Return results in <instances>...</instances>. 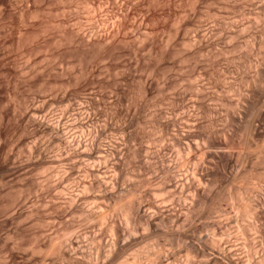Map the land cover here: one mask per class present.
<instances>
[{"label": "bare ground", "instance_id": "bare-ground-1", "mask_svg": "<svg viewBox=\"0 0 264 264\" xmlns=\"http://www.w3.org/2000/svg\"><path fill=\"white\" fill-rule=\"evenodd\" d=\"M256 1H257L256 6L253 9L255 11H253L254 13H252L253 17L251 14L252 11L250 10L251 11V12L249 11L250 18H248V16H247L248 20L246 22L245 21L240 22L239 17H237V19H239V20H237V21H235L236 19L235 20H229V22H231V23L228 22V24L224 23V25H223V28H225L227 30L226 39L230 40V42L233 41V42H231L232 44L235 43L234 45L231 44L232 45L231 48H233L234 50L235 49L242 50L243 47H245L244 49L247 50L246 54L242 50L244 55L240 54V56L238 58V62L240 63L242 68L244 67V69H245V67H247L246 69H248L249 64L250 65L252 64V62H250V59H249L251 57L249 55H251L252 52L248 55V53L250 51V46L253 47L254 45L255 46L257 45L258 48L255 49L256 50L255 53L259 54L260 58H261L260 60L258 59L260 61V65L259 66H258V64L256 65V67L258 66V69L255 71V74L252 72L254 74L253 75L254 78L252 81L254 84L253 89H252V95L242 96L245 93H243L242 95H240L241 93H239V94L236 93L238 95V98L240 97L242 99V97H243V100L246 102V105H244V107H243L244 109L239 111L238 109L240 106H238V108H237L238 111L235 110L234 107H237L236 102H235L236 100H234L233 98L231 99L232 96L226 97V96L212 95L216 91V90H214V89H216V88H214L215 85H214V87L212 86L214 88L213 89L214 92L213 91L211 92L210 91L211 89H208L209 88L208 84L206 85L203 81V83H201V84L197 83V85H194L195 86V88H194L195 89V93H194L195 98L192 99L193 101L191 100L192 102L190 105L187 106V108L185 106L186 109L183 107L184 110L182 111L181 114L171 115L172 114L171 113L170 115H168L167 113L163 112L164 108L161 110L159 109L161 107H159V108L157 107L159 109L158 112L156 111L155 113L153 112L152 114L149 113L150 117L148 118V121H150L152 126H154V129L156 128L157 130H159L163 134L164 137H166V136H167L166 138L170 137L167 140L169 142L171 140L172 143L175 146H177V153L179 155V161L178 162L173 161L172 158H170L171 156H167L170 152L169 153L167 152V155L165 153H163L164 152L163 149H165V151L167 150L165 148L166 145L163 143L160 144L159 141L161 140L163 142L166 139L164 138L162 140L161 139L162 134H161V138L157 139V142H159V144L158 143L156 144L155 140L152 143V144L155 143L157 145L156 148H155V145L153 146L155 148V150H154V148L152 149V150H154V152L150 151L152 153V155L154 154V157L150 156L151 159L155 158L154 161H151L152 163H148V162L144 163L145 162L144 160H146V158L144 157L145 155H143L142 150L144 149L147 151L148 148H144L142 146L143 149L140 150L142 147L139 149V148H137L138 147L137 145L133 146L132 144H133V140L135 138L131 135L132 133L130 134L127 131L128 129H131L130 127H132L133 124H135L132 121V119L134 120L136 117L135 118L130 117L129 121H130V123L133 122V124H132V126H130L131 124L129 123L130 127L128 125H126V127H127L126 131L127 132L126 131H124V132H126L127 134L125 133L124 137L116 138V136H114V137L111 136L113 133L112 134L110 133L111 135L107 134V133H109L108 132L109 130L111 132L112 130L115 129L114 125L116 122L113 123L114 125L112 124L113 121L106 122V123L104 122V124H102V125L97 124L96 122L98 119L97 118L94 119V115L96 116V114H95V112H94V114L92 112L91 103H87L88 105L87 104L82 105V103H80L81 104L80 105L78 103L80 106L78 105L79 106V107L77 106L78 108L76 107V109L74 111L72 110L73 111L72 113H70L69 115L67 114L68 116L66 115L67 117H65L64 115L66 114L67 111L64 113V115H61V114L60 115H57V114L54 115V113L51 114L52 112H50V111H47V113H46V112H44L45 109L43 106L27 103L26 102L27 100L25 101L27 104L23 105L24 106L23 107L22 104H25V103H24V101H22V97L20 99V98H18L19 94H17L15 92L18 95L17 96L15 93H13L14 96H12V97H14V99H11V100L9 99V101L10 102L12 101V103H13V104L10 103V106L12 104V107H10L9 116L6 119L3 117L4 115L0 116V153L2 150H4L3 149L4 144L7 143L5 140L6 137L4 136L5 137L4 138L1 136V131H2L3 127L9 128L8 126H11V127L15 126V128H16V126H18V127L22 126L21 132L23 131V134L25 131H27V133H29L32 129H33L31 131L32 135L34 133L35 134L41 133L40 136H42V134H43V137H45V140L43 139L44 142L41 141L42 143H38L39 141L37 142L36 140H35L36 142H32L34 140L30 139L28 141H31V142L23 141V144H25L26 149L24 150V148H25L24 145H21L22 146L21 148H23L22 151H26V153H27L26 154L27 160L25 159L26 160L25 164L28 163V165H32V167H33V169L31 167L32 171L33 170L34 171L39 170V172H37L39 174L36 175V179H34V180H36L35 182L40 184L41 187L38 186V184H34V180H33V182H30V184L33 183L35 186L37 185V187L38 188L40 187L42 190H43L42 184H44L45 186H48V184H50V186L52 187L51 189H53L56 193V198L64 199V201H67V203H69L67 209L65 208L63 212H58L59 214L57 212H56L57 214L54 213L55 217L53 216L52 218H55V221L56 220L62 221V217H65L64 216L65 214H71L70 216H73V214L76 215L78 213L80 215V213H83L82 214L83 218L86 217L87 219H89L88 220L89 222H91L90 220H92V221L94 220L95 222L97 221V223L101 222V224L108 222L107 223L108 229L107 228L106 229L109 230V233H110L109 236L111 238V239L106 238V240L103 239L104 241H102L101 238L99 239V235H98L99 233L97 234L94 230V232H92V234L90 233L91 237L88 236V237H90L89 243H90L91 247H89L88 249H84V248H82L81 244L80 245L77 244V246L73 247L72 246L73 241L70 242V239H69L70 237L68 238V240H65V239H67L66 237L64 239L61 238L64 236V234H65L64 232H66V234H67V233H70L72 231H75L74 230L75 228L72 229V223L71 222L68 223L66 220L67 223L61 222L60 225L58 226V228L55 227V228H57L56 230H55V228H52V230L54 229L55 231L53 232L51 230L52 234H50V235L48 234V236H47L48 237V239H47L48 243L46 242L47 244L45 243L44 247H43V245L35 246L34 245L36 243L35 242L33 244L34 246L32 247V249H30V251L32 253H34V254L35 253H45L44 250H46V252H47L48 249H51L52 250L51 253L55 254L53 257L55 258V256H57V258H59L58 259L59 261L57 259L56 260L54 259L55 263H57V262L60 263L62 260V262H65V263L67 262L70 264H264V193H263V197H261V201L254 202L252 200V203H251L249 200H251L252 198L250 197L251 199H248L249 198L248 195H249V190H251L249 183L250 182L252 183V180H251L252 175H251V178L248 177L250 179V181L248 183V179H246L248 175L250 176V174H248V172H247V175L245 174L244 176L242 175L243 173L239 174L241 172H237L236 169H235L236 172L230 171V172L226 173V171L228 170L227 168L228 167L231 168L230 166L233 164V162L238 161L242 164L245 160H247L245 162H248V159H250V155H251L250 154L251 153L250 148H252V146L255 145L256 143H259L257 140H256L257 142L254 143L255 142L254 136L261 133L260 132L261 126L259 125V123H260L259 120H261V118L263 119V117H264V111L262 109L263 104L261 105L262 99L259 100L258 94L260 95V93H259L258 89L255 87L256 83L262 78V76L264 74V48H263L264 47V26L261 23V20L264 18V0H256ZM253 2H254V0H253ZM225 3H227V0ZM237 11L240 12V9H238ZM229 19H231V18H229ZM223 20H225V18ZM244 20H245V18H244ZM227 21L228 20L226 19V22ZM77 23H78V21H77ZM88 23H90V22H88ZM78 25H80V22ZM220 25H219V27H221ZM174 26H171V28L172 27L174 28ZM198 28L200 29V27H198ZM81 29L82 28H80V31H81ZM194 29L192 30V32L194 31ZM170 30H172V29H170ZM187 30H188L187 27L183 30V32H184L183 35H186V36H183V38L181 36V38H180L181 42L180 41L179 42L182 43L185 53H186L185 46H187V48H189V50L190 49L194 50V48H195V50L193 52L187 50L188 53L183 54L184 56L183 55L181 56L180 61H182V62L187 61V62L191 63L192 61H189L188 59L196 60L195 58L197 56L204 58L206 62H209V61L211 62V60L213 62V60H215V57L217 58L218 55L226 53L228 51L227 49H229L228 47L225 48L222 46L219 49V51H215V49L213 51L212 49H209L210 47L208 48L209 50L207 48H206L207 49L206 50L204 48V46H203V48L201 47L202 43L204 42L207 44L209 43L211 45H214V48H215V44H218L220 41L222 42L223 38H222L221 34L225 31L222 32V30H221L222 33L219 34L220 37L217 34V32H216V34L218 36H215L216 34H214V36L212 35L213 37H211V35L209 36V34L206 33L209 31L200 32L202 29L199 31L197 29V26H196L195 34L193 32V37H190V36H187V34H188V32L186 33ZM74 31H75V29H74ZM80 31H79V35H78L79 37L83 36L84 33L86 34V32H87L86 31L83 33V35H81ZM91 31H89L90 35H92ZM190 31H189V33H190ZM215 31H217V30H215ZM247 31L248 32L252 31V33L250 34V37L252 36V34H255V37L252 36L253 39L251 38V40H248L247 37H245V40L246 39L247 40L245 41L244 39H242L245 41L242 43V41H240V39L244 38V37L242 36L240 38V37H238V35L241 36L242 33L244 35L245 32H247ZM178 32H179V30H176V28H175L173 31V34L175 35V37H176V34H178ZM219 32H220V30H219ZM248 32H247V34L250 33V32L249 33ZM247 34H245V35L247 36ZM144 35H146V34H144ZM140 36L142 37L143 35H140ZM141 37H140V39H141ZM220 38H221V40H220ZM248 38H249V35H248ZM136 39H138V38H136ZM171 39L173 40L172 32H171V34L167 35L166 39H164L166 42L165 43L166 45L164 43L163 44L165 46L169 45L168 43H169V41H171ZM224 39H225V37H224ZM236 39H238L241 43L236 42L235 41ZM82 40H84V39H82V37H81V40L79 39V41L81 42ZM73 41H75V39ZM73 41H71V42H73ZM79 41H78L77 45L79 44ZM84 42H85V40H84ZM93 43L95 44V42H93ZM197 43H198V45L194 46ZM226 43L229 46V41ZM86 44H89V43H86ZM99 45H101V44H99ZM139 45H138V47H139ZM199 45H201V46H199ZM220 46H221V44H220ZM224 46H226V45H224ZM140 47H141V45H140ZM218 48H219V46H218ZM233 49H231V50H233ZM151 51L152 50L149 49L148 53L150 55L152 53ZM4 54H5V52H4ZM165 54H166V52H165ZM150 55H149V58H150ZM236 55H238V54H236ZM141 56H143V55H141ZM252 56H253V54H252ZM139 57H137V58H139ZM137 58L135 60V66L134 67L137 68V70H135V71H138L140 73H142L144 71L143 74L139 73L138 80H139V82H141L143 84V88L141 87V89H143L142 91L145 93V96H146L149 93L148 88H149V86L151 87V82L153 81L152 76L154 75L155 68L157 66H155L154 63H153L154 65L152 64V65L148 66V64H147V66H146L145 62L148 63L149 59L148 60L146 59L147 60L146 61L145 58H143L144 59V61H143L141 59L142 57L139 58L140 60ZM258 58H259V56H258ZM150 62H152V61H150ZM6 63H7V61H6ZM202 64H205V63L203 62ZM18 65H19V63H18ZM20 65H22V64H20ZM199 65H201V64H199ZM29 66H30V68H29ZM29 66L27 68H28V70L29 69L31 70L33 67H31V65H29ZM252 66H254V65H251V67ZM19 67H21V66H19ZM25 67H24V69H25ZM22 68H20V69H22ZM27 68L25 69L26 71H27ZM183 68H184V66H183ZM34 70H35V68L33 69V71ZM202 71H204V70H202ZM21 72L22 71H20V73ZM23 72H24V70H23ZM145 72L147 75L145 74ZM2 73L4 74V72H2ZM6 73H8V72H6ZM26 73H25V75H26ZM206 73H208V72L206 71L205 74ZM163 74H164V72H163ZM186 74L188 75L189 73H186ZM211 74H212V72H211ZM4 75H3V77H5ZM210 76H212V75H210ZM150 77H151L152 81L149 80ZM189 77H191V75H189ZM192 77H191V79H192ZM19 78H21V77H19ZM218 78L220 79V77H218ZM218 78L214 77L213 79H218ZM250 78H251V76H250ZM166 79L167 80H165V82H164V87H163L164 89L163 90L168 91V89H170V90L174 89L177 82L176 81H169L168 78H166ZM236 80H237V78L235 79V81ZM240 80H242V79H240ZM194 81H193V83H195ZM216 81L218 82V80H216ZM216 81L214 80V83L216 85L218 84V86L220 87L221 83H222L221 80H219L220 82H218V83H216ZM238 81H239V79H238ZM18 82H16V83L18 84ZM210 82H212V80H210ZM16 83L14 84L15 87L17 86ZM158 83H159V81H158ZM219 83H220V85H219ZM229 83L227 84V82L226 83L223 82V84H224L223 86L226 90V93H228V91L230 92V91H233L235 89L234 86L231 83L230 84ZM142 84H141V86H142ZM225 84H226V86H225ZM209 86H211V85H209ZM223 86L221 87V90L223 89ZM190 87H192V86H190ZM258 88H260V87H258ZM207 89L209 91H207ZM263 90H264V88L262 89V92H264ZM222 91H224V90H222ZM222 91L220 92V94L226 95L225 92L223 93ZM209 92H211L212 94H210ZM235 92H237V91H235ZM262 95H260L261 96L260 98L264 97V93ZM21 96H22V94H21ZM255 96H257V97H255ZM63 97L65 98V96H63ZM63 97L60 96L59 99H61V98L63 99ZM9 98H11V97H9ZM56 99H57V96H56ZM214 100L216 102L218 101L219 103L218 102H217L218 104L216 102L214 103ZM59 101H61V100H59ZM237 101H238V99H237ZM116 102H117V105L120 106L119 113H121V114L126 113L127 115L131 113V112L129 113L130 110L127 112V110L130 107L128 108L127 106H125V107L122 106L123 102H122L120 97H119V99L117 98ZM151 102L149 104H151ZM163 102H164V100H163ZM240 102H243V101L241 100ZM240 102H239V105H241ZM32 103H34V102H32ZM219 105H220V107H219ZM260 105H261V108H260ZM5 106L7 107V105H5ZM92 106H93V104H92ZM225 106H227V107L224 108ZM228 107H232V108H234V110H231V108L228 109ZM170 108H171V106H170ZM51 111H52V109H51ZM220 111H223V116L231 124H233V122H235L238 118L244 117V119L241 122L243 124V128L244 129L246 128V130L248 129L247 130L248 133H247V131H245L247 133V138H244V139L240 138L238 140V138L235 137L234 133L229 132V131H226L225 135H224V133H219L223 136L219 135L218 134L219 131L215 125L217 124V127H218L219 125L216 122L222 121L220 119L218 120V118L220 116ZM69 112H70V110H69ZM106 113H108V112L106 111L104 114L106 115ZM113 113H114V117H115L116 111ZM135 114H137V113H135ZM217 114L219 115L218 118H217ZM120 115L117 118H119ZM127 115H126V117H128ZM202 115L205 117V119L207 117L206 120L208 121V129H207L208 131L205 130L206 131L205 133H203L204 131L202 132V130H201V132L196 130V128H198L199 123H200L199 118ZM123 116H121V117L124 119L125 116L124 117ZM223 116H221V117H223ZM104 117H106V116H104ZM111 118H112V116L110 117V119ZM145 118H147V117H145ZM137 119H139V118L137 117ZM111 120H113V119H111ZM105 121H107V119H105ZM135 121H137V120H135ZM140 121H141V119H140ZM144 121H145V124L148 123L146 121V119L144 120V118H143V121H141V122L144 123ZM224 121H225V119H224ZM141 122H137V123H141ZM220 123H222V122H220ZM229 123H228V126L230 125ZM242 124H241V126H242ZM234 125H235V123H234ZM139 126H142V125L139 124ZM228 126H226V127H228ZM116 127L119 128V125ZM123 127L125 130V125L124 126L120 125L121 130L123 129ZM224 127L225 126H223L222 129H224ZM15 128H12V130L13 129L16 130ZM142 128H143V126H142ZM199 128H200V126H199ZM232 128H233V126H232ZM263 128H264V126H263ZM219 129H221V128H219ZM225 130H227V129H225ZM5 131H7V130H5ZM5 131H4V134L6 133V135H8L7 132H5ZM222 131H224V130H222ZM116 132H118V131L116 130ZM119 132H120V129H119ZM245 132H244V134H245ZM262 132H264V131H262ZM16 133H18V131ZM35 134H34V136H35ZM32 135H30V137ZM123 135H124V133H123ZM151 135L152 134H150V136L148 138H150ZM38 136H36V138ZM153 136H154V134H153ZM153 138L156 139L155 137H153ZM259 139H261V138H259ZM131 140H132V143H131ZM150 140H152V138H150ZM167 140L165 142H167ZM263 141H264V138L262 139V142ZM150 142H152V141H150ZM13 143H15V142H13ZM172 143H171V145H172ZM9 144H10V142H9ZM152 144H151V146H152ZM262 144H264V143L260 142V144H258V145H262ZM138 145L140 147L141 144H138ZM171 145L169 144V146H171ZM13 147H14V145H13ZM235 147H237L238 150L240 148L241 149L239 151L237 150V153H236V151L234 153L232 151H230L231 149H234ZM259 147H261L260 151H259L260 156H258L259 158L257 157L258 159H256L255 162H261L262 165H264V150H262L263 149L262 146H259ZM21 148H20V150H21ZM225 148H231V149L229 151H227ZM52 150L55 151L54 154L48 155V152H52ZM124 150L127 151L126 154L124 153ZM148 152L149 151H147L146 153H148ZM2 153H4V152H2ZM12 153H13V151H12ZM18 153H19V151H18ZM19 154H21V153H19ZM24 154H23V156H24ZM3 155H5V158L4 159L2 158L3 159L2 160L1 154H0V170L8 168V167H6L5 164H7V162H8L7 160L9 159L8 158L9 155L7 156V154H2V157H3ZM142 155H143V157L140 158V156H142ZM148 155H151V154L148 153ZM148 155L146 154V157ZM148 159H147V161H148ZM142 161H144V162H142ZM14 162L15 161H12V163H14ZM128 162H130V164H132L134 162L135 163L134 165H136L138 167V168H136L135 166H133V167H135V169H132V171H131L133 174H136L138 172L136 174V177H137V179L135 178L136 180L135 179L131 180V178L129 181L124 180V179H127L128 174L131 173V172H129V169L127 171L128 166L126 167V169L123 166L124 164L130 165ZM252 162H253V159H252ZM46 164H48V166H50V165L52 166V167L50 166L52 169L50 167H48V172L46 171L47 170L46 167H44V166H47ZM14 165H12L13 168H14ZM12 166L10 165L9 169ZM17 166L15 167L16 169L14 168V170H16V171H17V169H19ZM42 166L44 167V169H46L45 171L43 170L44 172L42 171V169H39V168H43ZM26 167H27V165H26ZM260 167H263V166L260 165ZM9 169H6V171L7 170L10 171ZM49 169H50V171H49ZM262 169H264V168H262ZM262 169H260L261 174L264 173V171ZM27 170L28 171H25V172H29V168H27ZM133 170L137 171V172L134 173ZM150 170H151V172L153 171L152 176H154L155 173L160 174V175H156L154 177L155 179L153 177H149V178H152V184L150 183L151 186H150V184L148 185L150 180H148L147 177H144L146 175L143 174L144 175L143 177L146 178V180H145L141 175L142 173L140 174L141 171L147 172ZM40 171H42V173ZM246 171H248V170L244 169L243 172L246 173ZM0 172H2V171H0ZM3 172H4V170H3ZM257 172L259 173V170ZM21 173H23V171ZM21 173H19V175ZM85 173H86V175H84ZM258 173H256V174H258ZM260 173L258 174L259 179L261 177ZM35 174H33V175H35ZM256 174H253V175H256ZM82 175H83V179H85L87 181H84L81 178ZM258 175H256L255 179L258 178ZM21 176H22V174H21ZM32 177L35 178V176H32ZM86 177H88V179H86ZM132 177H134V175ZM89 178H90V180H89ZM20 180H22V179H20ZM147 180H148V183H147L148 189L146 190V186L144 188L143 184H145L144 182L145 181L147 182ZM30 181H31V178H30ZM255 182H253V183H255ZM263 183H264V181H263ZM258 184H259V182H258ZM45 186H43V187H45ZM50 186H48V187H50ZM141 186L143 188H141ZM142 189H145V190H142ZM21 191H23V190H21ZM17 192L18 191H16V193ZM90 192H92V194H90ZM19 193H21V192H19ZM28 194H30V193H28ZM250 194H252V193H250ZM253 194H255V193H253ZM53 195H52V197H53ZM89 195L93 196L92 201H96L97 199H99V200H97L99 202H97V203L94 202L93 205L91 203H89V204H91L90 206L85 205L86 203H84V201L88 199L87 197H89ZM151 195H153V196H151ZM154 195H159V197H156ZM37 197H39V196H37ZM52 197H51V199H52ZM91 197L89 199H92ZM53 198H55V197H53ZM94 198H96V199L94 200ZM245 198H247L248 200L247 199L246 200L249 201L250 203H245L244 202ZM223 199L228 200L226 202H229L231 204L230 205L231 208H229L230 207V206H228L229 204L228 205L225 204L226 206L224 204H222L221 201ZM37 200H38V198H37ZM56 200H58V199H56ZM82 200H84V201H82ZM256 200H258V199H256ZM62 201L63 200H61V202ZM25 202H26V200H25ZM31 202L33 204V201H31ZM53 202H54V200H53ZM55 202H58V201H55ZM38 203H40V202H38ZM81 203H84V204H81ZM34 205H35V203H34ZM29 206H30V204H29ZM31 208H32V206H30V209ZM36 208L35 209L32 208V209L37 210ZM30 209H28V210L30 211ZM32 209H31V211H32ZM23 210H24V208H23ZM34 210L32 212H36ZM61 210L62 209H60V211ZM232 210H234V212H237V213L235 214L233 212L234 215H232ZM29 211L27 213H29L30 216L26 215L27 213L25 212L26 216H24V218H26V219L28 217L31 218V215H33V213L31 212V214H30ZM38 212H39V210H38ZM112 212H115V214L118 213L119 217L121 219V221L115 220V221H118L115 223V225L113 224L114 222H112V221H114V218H115L114 216H112V214H111ZM239 212L242 214V218L246 217L247 219H242L241 215H237ZM19 213L21 215L22 212H19ZM19 213H16V214L18 215ZM23 213H24V211H23ZM14 214L15 213H12V215H14ZM17 215L15 216V218L17 217ZM20 215H18V216H20ZM35 215L37 217V214L34 213L31 220L34 219ZM111 216L113 217V219L111 218ZM38 217H40V216H38ZM67 217H69V215ZM13 218H14V216H13ZM29 218L27 220H25L23 218H19V219H20V222L25 221L24 223H22V224H25L27 221L28 222L31 221ZM109 218L111 221H109ZM200 219L202 220L201 224L197 223V221ZM38 220H39L38 218L35 220L36 223H38L40 221V220L39 221ZM42 220L43 219H41V221ZM12 221H14L17 224L20 223L18 220H17L18 221L17 222L16 220L12 219ZM35 221H32V222L35 223ZM43 222H45V220ZM49 222H51V221H48V223ZM63 222H65V221L63 220ZM55 223H57V222H55ZM80 223H83V222L80 221ZM22 224L20 223L15 227L18 228V226L20 225L21 226L20 228H22ZM58 224H59V222H58ZM74 224H75V222H74ZM74 224H73V227H75V225H76V224L75 225ZM55 226H56V224H55ZM88 226H90V225H88ZM70 228H71V231H69ZM203 228H205V230L210 231L211 234H209L208 231H207L208 233L203 232L202 231ZM78 229L80 230V228H78ZM15 231H13V232H15ZM67 231H69V232H67ZM98 231H99V229H98ZM84 232H86V230ZM84 232L81 234H84ZM42 233H43V231H42ZM202 233H205V234L207 233L209 235H205ZM86 234H88V232ZM8 237H10V232H9ZM13 239H14V241L13 240L12 241L15 244H13V243H11V244L16 246L14 248H17V249L18 248L20 249V247L22 248L23 245L20 241H18L19 238L16 237ZM81 239H82V237L80 238V240ZM75 240H76L75 242H77V238ZM82 240L84 241V237ZM18 243L19 244L21 243L20 244L21 246H19ZM17 244H18V246H17ZM176 245H177V247L178 246L179 247L178 248L174 247ZM30 247H31V245H30ZM83 247L87 248L88 245H86V246L83 245ZM92 248L95 252L92 250ZM26 250L27 249L24 248V251H26ZM181 252H183L182 255H184L183 256L184 257L183 262L182 261L179 262L181 260L179 258H182V257L177 256V254H179ZM48 254H50V253H48ZM176 257H179L178 258L179 261L177 260ZM40 258H41V256H40ZM44 260H47V259H44ZM44 260L41 261L39 264H46V263L49 264L48 261L45 263ZM52 261H53V259H52Z\"/></svg>", "mask_w": 264, "mask_h": 264}, {"label": "rangeland", "instance_id": "rangeland-1", "mask_svg": "<svg viewBox=\"0 0 264 264\" xmlns=\"http://www.w3.org/2000/svg\"><path fill=\"white\" fill-rule=\"evenodd\" d=\"M224 1L226 2V0H0V8H1L0 9V15H1L0 16V75H1L0 76V116L4 115L3 117L5 119L9 116L10 107H12V104H13L12 101L11 102L9 101V99L10 100L14 99V97H12V96H14L13 93H15V92L17 94H19L18 98L21 99V97H22V101H24V103H25V104H22V106L26 105L27 103L35 104V105H41L45 109L44 112L47 113V111H50V112H52L51 114L54 113V115L55 114L64 115V113L67 111L66 114L64 115L65 117H67L70 113H72L80 103H82V105H86L87 103H91L92 112H93V114H94V112L96 114V116L94 115V119L95 118L98 119V120L96 119L97 124L102 125V124H104V122L106 123V122L113 121L112 124L114 122H116L115 125L113 124L115 129L117 128L116 126L119 125V128L116 129L118 132H116V130L113 128L114 130H112L111 132L109 130L108 131L109 133H107V134L111 135L113 133L111 135L112 137L116 136V138H120V137H124L125 133L128 131L130 134L132 133L131 135L135 138L134 140L132 139L133 140V144H132L133 146L137 145L138 146L137 148H139V149L142 146L144 148L149 149V150L147 149V151H149L148 153L151 155H148V153H146L147 151L144 150L143 147L140 149V150L143 149L142 153H143V155H145L144 157L146 158V160H144L145 162L144 161H142V162L152 163L151 161H154L155 158L151 159V157H154V154L152 155V153L150 151L154 152V150L157 146L156 144L157 143L159 144V142H160V144L163 143L166 145L165 148L167 150L165 151V149H163V151H164L163 153H165L167 155V152L168 153L170 152L167 156H171L170 158H172L173 161L178 162L179 161V155L177 153V146H175L171 140H170V142L167 140L170 137L166 138L167 136L164 137L163 134L159 130H157L156 128L154 129V126H152L150 121H148V118L150 117L149 113L152 114L153 112L154 113L156 111L158 112L159 109L161 110L164 108L163 112L167 113L168 115H170L171 113H172L171 115L181 114L182 111L184 110L183 107L185 108V106H186V108H187V106L190 105L191 102L193 101L192 99L195 98V94H194L195 93V89H194L195 86L194 85H197V83L201 84V83H203V81L206 85L208 84L209 88L206 85L205 86L208 89H211L210 90L211 92L212 91L214 92V90L217 91V92L215 91L213 94L211 92H209L210 94L216 95V96H218V95L219 96H226V97L232 96L231 99L233 98L234 100H236L235 102H236L237 107H234L235 110H237L238 106H240L238 109L239 111L243 110L244 105H246V102L243 100V97H242V99L240 97L238 98L237 94L241 93L240 95H242L243 93H245L242 96L252 95V89L254 86V84L252 82L253 78H254L253 75L255 74V71L258 69V66L260 65L259 60L261 59L260 55L255 53V51H256L255 49H257L258 47H257V45L256 46L254 45L253 47L250 46V51L248 50L249 51L248 55L251 52L253 54V56H252V54L249 55V56H251L249 59H250V62H252L251 65H254V66L251 67V65L249 64L248 69H246L247 67H245V69H244V67L242 68L240 63L238 62V58H239L240 54H242V55H244V53L246 54L247 50L244 49L245 47H243V49L241 48L244 51V53H243L242 50H239V49L234 50L233 48H231L232 45H234L235 43L232 44L231 42H233V41L230 42V40L226 39L227 30L225 28H223V25H224V23L228 24L229 20H235V19H236L235 21L240 19L239 20L240 22H244V21L246 22L248 20L247 16H248V18H250L249 11L250 10L252 11V12L250 11L251 14L254 13L253 11H255V10H253V9L256 6L257 1L254 0V2L256 1L255 3L253 2V0H230V1L227 0V3H225ZM238 9H240V12L237 11ZM237 17H239V19H237ZM252 17H253V14H252ZM224 18H225V20H223ZM229 18H231V19H229ZM244 18H245V20H244ZM226 19L228 20L227 22H226ZM263 19L261 20V23L264 26V20ZM77 21H78V23H77ZM79 22H80V25H78ZM88 22H90V23H88ZM219 23L220 24L222 23V24L220 25ZM229 23H231V22H229ZM219 25L221 27H219ZM171 26H174V28L173 27L171 28ZM196 26H197V29L199 31L202 29L200 32L209 31L210 33L209 32H206V33H208L209 36L211 35V37H213L214 34H216V32L219 35L223 31H225V32H223L224 34L223 33L221 34L222 38H223L222 42L220 41L218 43L219 45L215 44V48H214V45H211L209 43L207 44L204 42L202 43V46L201 45H199V46H201L202 48L204 46L205 49L206 48L208 49L210 47L209 49H212L213 51H214V49H215V51H219V49L223 46L225 48L228 47L229 48V49H227L228 51L224 54L218 55L217 58L215 57V60H213V62H212V60H211V62L210 61L206 62L204 58L198 57V56H197L198 58L197 57L195 58L196 60L188 59L189 61H192L191 63L187 62V61H186L187 63L180 61L181 56L183 54L188 53V51L193 52L195 50V48L193 46L192 47L194 48V50L193 49L189 50V48H187V46H185V49H186V53H185V51L183 49L184 47H183L182 43H180L181 42V40H180L181 36H182V38H183V36H186V35H183V33H184L183 30L187 27V29H188L186 31V33L188 32L187 36L193 37V32L195 34ZM198 27H200V29ZM80 28H82L81 31H80ZM175 28H176V30H179L178 34L180 33L179 35L176 34V37L173 34V31ZM74 29H75V31H74ZM170 29H172V30H170ZM193 29H194V31L192 32ZM88 30L89 31L92 30L91 31L92 35L89 34L90 32ZM215 30H217V31H215ZM219 30H220V32H219ZM221 30H222V32H221ZM79 31L81 32L80 33L81 35H83V33L86 31H87L86 34L87 33L88 34L86 35L84 33L83 36L79 37L78 36ZM189 31H190V33H189ZM171 32H172L173 40L171 39V41H169V43H168L169 45L165 46L166 42L164 39H166L167 35L171 34ZM247 32H245V34H247ZM249 32H248L249 34H247V36L245 34L243 35V33L241 34V36L238 35V37H240V38L242 36L244 37V38L240 39V41H242V43L245 42L247 39L251 40L252 36L255 37V34H252V36L250 37V34L252 33V31H249ZM144 34H146V35H144ZM217 34L215 36H218ZM140 35H143V36L141 37ZM248 35H249L250 39L248 38ZM81 37H82V39L85 40V42H84V40H82L84 43L82 41H81L82 43L79 41V39L81 40ZM140 37H141V39H140ZM219 37H220V35H219ZM224 37H225V39H224ZM245 37H247L246 40H245ZM136 38H138V39H136ZM74 39H75V41H73ZM238 39H236L235 41L240 42ZM242 39H244L245 41ZM220 40H221V38H220ZM71 41H73L74 43ZM78 41H79V44L77 45ZM228 41H229V46L226 43ZM93 42H95V44ZM86 43H89V44H86ZM98 43L101 45H99ZM139 44L141 45V47ZM220 44H221V46H220ZM138 45H139V47H138ZM197 45H198V43L194 46H197ZM217 45L219 46V48ZM224 45H226V46H224ZM149 49L152 50L151 55L148 53ZM231 49H233V50H231ZM4 52L6 55L4 54ZM165 52H166V54H165ZM236 54H238V55H236ZM141 55H143V56H141ZM149 55H150V58H149ZM139 56L142 57L141 59L143 61H144L143 58H145V60L149 59L150 61H152V62H150L148 60V63L145 62L146 66H147V64L149 66V65H152L153 63L155 64V66H157L155 68L154 75L152 76L153 81L151 80V77L149 78V80L152 82H151V87L149 86V88H148L149 93L146 96H145V93L142 91L143 89H141V87L143 88V84L141 82H139V80H138V75L140 72L135 71V70H137V68L134 67L135 66V60ZM258 56H259V58H258ZM139 58H137V59H139ZM6 61H7V63H6ZM203 62L205 64H202ZM18 63H19V65H18ZM20 64H22V65H20ZM199 64H201V65H199ZM257 64H258V66L256 67ZM29 65H31V67H33L31 70L30 69L28 70V68H27ZM19 66H21V67H19ZM183 66H184V68H183ZM24 67H25V69L27 68V71L24 69ZM20 68H22L24 70V72L25 71L27 72V73L25 72L27 76L25 75L23 70ZM29 68H30V66H29ZM34 68H35V70L33 71ZM202 70H204V71H202ZM205 70L208 73L205 74V72H206ZM20 71H22L21 72L22 74L20 73ZM162 71L164 72V74ZM2 72H4L5 75ZM6 72H8L9 74ZM211 72H212V74H211ZM143 73H144V71L140 74H143ZM186 73H189V74L187 75ZM2 74L5 77H3ZM145 74H146V72H145ZM189 75H191V77L193 76L192 79H191V77H189ZM210 75H212V76H210ZM18 76L21 78H19ZM250 76H251V78H250ZM165 77L168 78L169 81H176L177 82L174 89H172V90L168 89V91L170 90L169 92L166 90L165 91L163 90L164 89L163 88L164 82H165V80H167ZM214 77L215 78L220 77V79L219 78L213 79ZM236 78H237V80L235 81ZM238 79H239V81H238ZM240 79H242V80H240ZM210 80H212V82H210ZM214 80L215 81L218 80V82H220L219 80H221V82H222L221 86L219 87L218 84L216 85L214 83ZM158 81H159V83H158ZM193 81L195 83H193ZM16 82H18V84ZM218 82L216 81V83H218ZM223 82L224 83L227 82V84L230 82L234 86L235 89L233 91H230V92L228 91V93H226V90L223 86L224 85ZM15 83L18 86V87L16 86L17 88L14 85ZM141 84H142V86H141ZM209 85H211V86H209ZM214 85H215V87H214ZM219 85H220V83H219ZM190 86H192V87H190ZM212 86L216 89H214ZM222 86H223L222 90H224V91L221 90ZM225 86H226V84H225ZM255 87L258 89L260 95H262L264 93V92H262V89L264 88V74H263L262 78L256 83ZM258 87H260V88H258ZM208 89H207V91H209ZM221 91L223 93L225 92L226 95H224V94L221 95L220 94ZM235 91H237V92H235ZM21 94H22V96H21ZM260 95L258 94L259 100L262 99L261 100L262 102L261 101L260 102H261V105L263 104L262 109L264 111V102H263L264 97L260 98L261 97ZM56 96H57V99H56ZM60 96L61 97L65 96V98L63 97V99L62 98L59 99ZM9 97H11V98H9ZM116 97L118 99H119V97L121 98V100L123 102V104H122L123 107H125V106H127L128 108L130 107L129 109L127 108L128 109L127 112L130 110L129 111V113L131 112L130 114L127 115L126 113H124V114L119 113L120 106L117 105V102H116L117 98ZM255 97H257V96H255ZM237 99L239 102L241 100L243 101V102H240L241 105H239V102L237 101ZM59 100H61V101H59ZM163 100H164V102H163ZM149 101L153 102V103L151 102V104L153 106L151 104H149L150 103ZM32 102H34V103H32ZM215 102L216 101L214 100V103ZM10 103H12L11 106H10ZM92 104H93V106H92ZM5 105H7V107ZM261 105H260V108H261ZM170 106H171V108H170ZM157 107L158 108L161 107V108L158 109ZM219 107H220V105H219ZM226 107L227 106H225L224 108H226ZM230 108H231V110H234V108L228 107V109H230ZM51 109H52V111H51ZM69 110H70V112H69ZM106 111L110 115L108 113H106V115H105L104 113ZM115 111H116L117 115L115 114V117H114L113 112H115ZM135 113H137V114H135ZM218 114H217V118L219 116ZM119 115H120V117L123 115L126 117V115H127L129 118L128 117L125 118L124 116H123L124 119L122 117L117 118ZM104 116H106V117H104ZM111 116H112L111 119H113V120L110 119ZM221 116H223V111H220V116L218 118V120L219 119L222 120V121H220L222 123L217 121L216 123H218L219 126L217 127V124L215 125L219 131L218 134L224 133V135H225L226 131H229V132L234 133L235 137H237L238 140L240 138H243V139L247 138V133H248L247 130L248 129L247 130H246V128L244 129L243 124L241 122L244 119V117L238 118L235 122H233V124H231L228 122V120H226V118L224 116L223 117H221ZM130 117H133V118L136 117L134 120L131 118L135 124H133V122L130 123V121H129ZM137 117L139 119H137ZM145 117H147V118H145ZM143 118H144V120L146 119V121L148 122V123L146 122L147 124H145V121H144V123L141 122V121H143ZM105 119H107V121H105ZM140 119H141V121H140ZM199 119L201 120V121L199 120L200 128L198 126V128H196V130H198L200 132L202 130V132L204 131L203 133H205L206 132L205 130L208 129V121L206 120L207 117L205 119V117L202 115V116H200ZM224 119H225V121H224ZM135 120H137V121H135ZM263 120H264V117H263V119L261 118V120H259L260 123L258 122L259 125L261 126L260 127L261 133L258 135H255L254 136L255 138L253 137L255 140L254 139L253 140L255 141L254 143H256L257 141L259 143H256L257 145L255 144L252 146V148H250L251 149L250 150L251 155H250V159H248V162H245V161H247V160H245L242 164L238 161L237 162L235 161L230 166L232 169L228 167L227 168L228 170L226 171V173H228L230 171L236 172V170H237V172H241L239 174L243 173L242 174L243 176L245 174L247 175V172H248V174H250V176L248 175L247 178L245 177L246 179H248V183L250 181V179L248 177L251 178V175H252V178H251L252 183L251 182L249 183L250 189L252 191L249 190L250 196L248 195L249 198L247 197L248 199L252 198L251 200H249L251 203H252V200L254 202L261 201V197H263V193H264V188H263L264 187L263 186L264 185V183H263L264 173L263 174L260 173V169L264 168V165H262L261 162H255L256 159L259 158L258 156H260L259 151H260L261 147H259V146H262V148H263L262 150H264V144L258 145V144H260V142L264 143V141L262 142V139L264 138V132H262V131H264V128H263L264 121ZM137 122H141V123H137ZM129 123L131 124L130 126H132V124H133V126L134 125L135 126L134 127L132 126L133 127L132 128L129 126ZM228 123L231 126L230 125L228 126ZM234 123H235V125H234ZM139 124L142 125L143 128H142V126H139ZM241 124H242V126H241ZM120 125L121 126L125 125V130L123 127V129H122L123 131H122L120 128ZM126 125H128L131 129L127 130ZM223 126H225L224 129H222ZM226 126H228V127H226ZM232 126H233V128H232ZM8 127L10 129L3 127L4 130L2 129V131H1V136L2 137L5 136L6 138L5 137L4 138L7 142V143H5L6 145L4 144V147H3L4 150H2L0 153L1 159L5 158V155H3V157H2V154H7V156L9 155L8 156L9 159L7 160L8 162H7V164H5L6 167H8L6 169H9V166L10 165L12 166L14 164H15L14 168L19 164L17 166L19 169H17V171H16V170H14V168L12 166L9 169L10 171H8V170L6 171V169L0 170V171H2V172H0V195H1L0 196V259H1L0 264H36V263L39 264L44 259H47L44 261H45V263L48 261L49 264H53V263L54 264H70L67 262L66 263L62 262V260H61L62 263L61 262L55 263V260L56 259L58 260L59 258H57V256H55V258L53 257L55 254L51 253L52 252L51 249H48L47 252H46V250H44L45 253H35V254L30 251V249H32V247L34 245L35 246L43 245V247H44V244L46 242L48 243V240H47L48 234L49 235L52 234V231L54 232L58 228V226L60 225L61 222L62 223H67V222L70 223L71 222L72 223V229L75 228L74 229L75 231L70 232L71 234L70 233L66 234V232H64L65 233L64 236L61 237L63 239L66 237L67 239H65V240H68V238L70 237L69 238L70 242L73 241V244H74L73 245L71 243L73 247L77 246V244L78 245L81 244L82 248H84V249H88L89 247H91V245L89 243L90 242L89 238L91 237L90 235L92 234V232H94V230L97 234L99 233L98 234L99 239L101 238L102 241L106 240V238L111 239L109 236L110 235L109 230H107L108 229V224H107L108 222L102 223V224H101V222L97 223V221L95 222L94 220L93 221L95 223L92 220H90L91 222H89L88 221L89 219H87L86 217L83 218V215H82L83 213H80V215L78 213H77L78 215L73 214V216H70L71 214H65L64 213L65 215L64 214L63 215L65 217H62V221L61 220L55 221V218H52L53 216L55 217L54 213L63 212L65 208L67 209L69 203H67V201H64V199L60 198L61 200H63L61 202V200L59 198H56V193L53 189H51L52 187L50 186V184H48V186H50V187L42 184L43 190L40 188L41 187L40 184H38L37 182H35L36 180H34V179H36V175L39 174V173H37V172H39V170L38 171H34V170L32 171V169H33L32 165H28V163L25 164L26 160H27V157H26L27 153H26V151H22L23 148H21L22 147L21 145H24V147H25V144H23V141L27 142L28 140L33 139L34 141H32V142H36V141L38 142L39 141L38 143H42V142H44L45 137H43V134H42V136H40L41 133L40 134L34 133L35 136H34V134L32 135L31 131L33 129L31 127L30 128L32 130L30 129L31 131L30 132L28 131L29 133H27V131H25L24 134H23V131L21 132L22 126H19L20 128L18 126H16V128H15V126H12V127L8 126ZM12 128H15L16 130H14V129L12 130ZM219 128H221L224 131H222ZM119 129H120V132H119ZM225 129H227V130H225ZM5 130H7V131H5ZM4 131L7 132L8 135H6V133L4 134ZM17 131H18V133H16ZM124 131H126V132H124ZM245 131H247V133ZM244 132L246 135L244 134ZM123 133H124V135H123ZM29 134L32 135L31 136L32 138L30 137ZM150 134H152L150 137V138H152V140H150V138H148L150 136ZM153 134H154V136H153ZM161 134H162V138H161ZM219 135H221V134H219ZM36 136H38V137L36 138ZM221 136H223V135H221ZM153 137H155L156 139H154ZM159 138H161L162 140L165 138L167 140V142H165L166 140L163 142L161 140L159 142H157V139H159ZM259 138H261V139H259ZM7 140L10 142V144ZM132 140H131V143H132ZM154 140L156 141L155 142L156 144L155 143L152 144L154 142ZM150 141H152V142H150ZM13 142H15V143H13ZM28 142H31V141H28ZM171 143H172V145H171ZM138 144H141L140 147ZM151 144H152V146H151ZM169 144L171 146H169ZM13 145H14V147H13ZM154 145H155V148L153 147ZM20 148H21V150H20ZM153 148H154V150H152ZM25 149H26V147L24 148V150ZM225 149L227 151H229L231 148H225ZM11 150L13 151V153ZM237 150H238V148L235 147L234 149H231L230 151H232L233 153L236 151V153H237ZM18 151L21 154H19ZM2 152H4V153H2ZM54 152L55 151L52 150V152H48V155L49 154L53 155ZM126 152L127 151L124 150L125 154H126ZM23 154H24V156H23ZM146 154L148 155L147 157H146ZM143 155L140 156V158L143 157ZM147 159H148V161H147ZM252 159H253V162H252ZM12 161H15L16 163L15 162L12 163ZM130 162H128V163L130 164ZM244 163L245 164L247 163V164L245 165ZM132 164H130V165L124 164L123 166L125 169L128 166L127 171L129 169V172H131L132 169H135V167L138 168L136 165H134L135 164L134 162ZM26 165H27V167H26ZM46 165L47 166H44V167H46L47 170L44 169L43 166H42L43 168H39V169H42V171L46 170L48 172V167H50L51 165L50 164H49L50 166H48V164H46ZM260 165L263 167H260ZM133 166H135V167H133ZM31 167H32V169H31ZM27 168H29V172H25V171H28ZM244 169H247L248 171H246V173H245V172H243ZM3 170H4V172H3ZM258 170H259V173L261 174L260 179H259V175H258L259 173L257 172ZM262 170L264 171V169H262ZM22 171H23V173H21ZM42 171H40V172L42 173ZM49 171H50V169H49ZM133 172L135 173L137 171L133 170ZM152 172H151V170L147 171V172H143V171L140 172V174L142 173L141 174L142 177L144 175H146L144 177H147V179L150 180L149 183L147 180V182L145 181L144 182L145 184H143L144 188L146 186V190L148 189V185L150 183L152 184V178H149V177L154 178L156 175H160L158 173L157 174L155 173L154 176H152L153 175ZM19 173H21L22 176H21V174L19 175ZM131 173H129L128 178L124 179V180L129 181L130 178H131V180H134L135 178L137 179L136 174L138 172L136 174H133V173L131 174ZM256 173H258V174H256ZM33 174H35V175H33ZM253 174L258 175V178H257L258 180L255 179L256 175H253ZM84 175H86V173ZM133 175H134V177H132ZM32 176H35V178ZM30 178H31V181H30ZM81 178L83 179V175L81 176ZM20 179H22V180H20ZM86 179H88V177H86ZM144 179L146 180V178H144ZM33 180H34V184H38V186H40L39 187L40 189L37 187V185L35 186L33 183L30 184V182H33ZM83 180L87 181L85 179H83ZM89 180H90V178H89ZM254 180L255 181L257 180V181L255 182ZM253 182H255V183H253ZM258 182H259V184H258ZM147 183H148V185H147ZM151 184H150V186H151ZM43 186H45L46 188ZM141 188H143V187L141 186ZM21 190H23V191H21ZM142 190H145V189H142ZM16 191H18V192L16 193ZM19 192H21V193H19ZM28 193H30V194H28ZM250 193H252V194L255 193V194L252 195ZM90 194H92V192H90ZM52 195H53V197H55L58 200L53 198ZM37 196H39V197H37ZM91 196L92 195H89V197H87V198L89 199ZM151 196H153V195H151ZM154 196L159 197V195H154ZM51 197L54 200V202L51 199ZM37 198H38V200H37ZM91 198L92 199H89V200L87 199L88 201L85 199H84L85 201L84 200H82V201H84V203H86L85 205H87V206H90L91 204L93 205L94 202L95 203L99 202V201H97L99 199H97L96 201H92L93 196ZM247 198L244 199V202L250 203L249 201H247L248 200ZM95 199L96 198H94V200ZM256 199H258V200H256ZM25 200L27 203L25 202ZM223 200L221 201L222 204H224V205L229 204L228 206L231 205L229 202H226V201H228L227 199H223ZM31 201H33V204ZM55 201H58V202H55ZM38 202H40V203H38ZM34 203H35V205H34ZM84 203H81V204H84ZM89 203H91V204H89ZM29 204L34 209L37 207L36 208L37 210H34L31 208L32 211L34 210L36 212L31 211ZM23 208H24V210H23ZM27 208L30 209V211ZM229 208H231V206ZM26 209L30 212V214H31V212L33 213V215H34V213H36L37 217L35 215L34 219L31 220L32 216H33V215H31V218L28 217L31 221H29V222L27 221L28 223L26 222L25 223L26 225H25V224H22L25 221L20 222L19 218H23L25 220L28 219V218L27 219L24 218V216L29 215V213H27L28 211ZM60 209H62V210L60 211ZM38 210H39V212H38ZM23 211H24V213H23ZM19 212H22L24 215L21 213V215H22L21 216ZM233 212H234V210H232V215H234V213L235 214L237 213V212H234V213ZM12 213H15V214L12 215ZM16 213H19L18 215H20L21 217L18 216ZM239 213L237 215H241V218H242V214L241 213L239 214ZM111 214H112V216L115 217L114 221H112V222H114L113 223L114 225L116 222L121 221L118 213L115 214V212H112ZM16 215H17V217L15 218ZM68 215H69V217H67ZM13 216H14V218H13ZM38 216H40L41 218ZM112 216H111V218L113 219ZM37 218L40 220V221L38 220L39 222L37 221L38 223H36V221H35ZM12 219L16 220V221L18 220L22 224V228H20L21 227L20 225L18 226V228L15 227L20 223L17 224L14 221H12ZM41 219H43V220L41 221ZM242 219H247V218L244 217ZM44 220H45V222H43ZM63 220L65 222H63ZM66 220H67V222H66ZM115 220H118V221H115ZM200 220H198L197 223L201 224L202 220L201 221ZM32 221H35V223ZM48 221H51L52 223L51 222L48 223ZM80 221L83 223H80ZM109 221H111L110 218H109ZM55 222H57V223H55ZM58 222H59V224H58ZM74 222L76 225L74 224ZM55 224H56V226H55ZM73 224L75 225V227H73ZM88 225H90V226H88ZM55 227H57V228H55ZM52 228H55V230L54 229L52 230ZM78 228H80V230ZM84 229L86 230V232H84L85 231ZM98 229H99V231H98ZM204 230H205V228H203L202 229L203 232L208 231V230H205V231ZM13 231H15V232H13ZM42 231H43V233H42ZM69 231H71V228L69 229ZM69 231H67V232H69ZM9 232H10V237H8ZM83 232H84V234H81ZM87 232H88V234H86ZM208 232H209V234H211L210 231H208ZM207 233L206 234L202 233V234L209 235ZM79 235L82 237V239L84 237V241L82 239L80 240L81 237ZM88 236H90V237H88ZM16 237L19 238L18 241H20L23 245L22 248L20 247V249L14 248L16 246L13 245V244H15L13 242L14 241L13 238H16ZM76 238H77V242H75ZM11 243H13V244H11ZM18 244H17V246H18ZM20 244H19V246H21ZM29 244L31 245V247ZM83 245L84 246L88 245V247L87 248L83 247ZM174 247L178 248L179 246L177 247V245H176ZM24 248H26L27 250L24 251ZM92 250H93V248H92ZM48 253H50V254H48ZM179 254H177V256L182 257V258H179V257H176V258L178 261H179V259H181L179 262H181V261L183 262V259H184V257H183L184 255H182L183 252H181ZM40 256H41V258H40ZM52 259H53V261H52Z\"/></svg>", "mask_w": 264, "mask_h": 264}]
</instances>
